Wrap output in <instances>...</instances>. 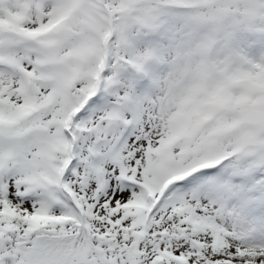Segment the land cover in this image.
I'll return each instance as SVG.
<instances>
[{"label": "snow or ice", "instance_id": "6c2138e0", "mask_svg": "<svg viewBox=\"0 0 264 264\" xmlns=\"http://www.w3.org/2000/svg\"><path fill=\"white\" fill-rule=\"evenodd\" d=\"M0 264H264V0H0Z\"/></svg>", "mask_w": 264, "mask_h": 264}]
</instances>
